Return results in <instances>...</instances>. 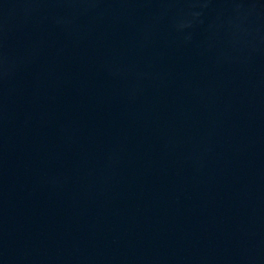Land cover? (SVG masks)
Here are the masks:
<instances>
[{
	"label": "water",
	"instance_id": "obj_1",
	"mask_svg": "<svg viewBox=\"0 0 264 264\" xmlns=\"http://www.w3.org/2000/svg\"><path fill=\"white\" fill-rule=\"evenodd\" d=\"M0 264H264V0H0Z\"/></svg>",
	"mask_w": 264,
	"mask_h": 264
}]
</instances>
